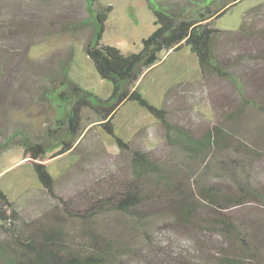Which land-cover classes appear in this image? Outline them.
I'll list each match as a JSON object with an SVG mask.
<instances>
[{
  "label": "rangeland",
  "instance_id": "rangeland-1",
  "mask_svg": "<svg viewBox=\"0 0 264 264\" xmlns=\"http://www.w3.org/2000/svg\"><path fill=\"white\" fill-rule=\"evenodd\" d=\"M159 1L184 6L192 0ZM108 5L112 10L101 42L124 53L137 52L141 39L156 26L147 0L94 4L97 9ZM0 10L12 17L14 31L7 45L16 61L5 93L10 108L0 119V188L23 218L61 227L77 251L99 236L118 253L115 264H256L230 236L185 219L182 205L189 203L201 213L218 210L230 216L240 230L255 236L253 244L264 258V199L245 192L255 188L264 196V0H241L211 22L224 31L215 50L235 82L208 68L201 70L194 54L182 48L157 54L133 85L163 108L170 122L195 136L220 127L224 139L217 146L186 153L176 145L175 134L166 136L156 117L127 101L112 119L115 132L128 142V149H121L99 125V115L92 108L81 109V135L68 153L47 165L55 193L74 198L77 207L83 206V197L125 183L138 186L143 194L130 213L104 210L85 219L64 213L31 165L20 164V159L22 136L43 142L47 154L61 147V124H67L71 105L59 95L66 79L100 98L111 92L112 83L99 76L85 51L93 24L86 1L1 0ZM56 126V134L47 132ZM133 149L151 151L159 172L143 171L136 179ZM210 185L229 199L209 203L200 190Z\"/></svg>",
  "mask_w": 264,
  "mask_h": 264
},
{
  "label": "trees",
  "instance_id": "trees-1",
  "mask_svg": "<svg viewBox=\"0 0 264 264\" xmlns=\"http://www.w3.org/2000/svg\"><path fill=\"white\" fill-rule=\"evenodd\" d=\"M85 1L89 17L93 19L92 34L85 51L99 76L112 83L111 92L106 98H100L66 79V88L59 95H65L71 105L67 124H61L65 126V138L60 140L61 147L47 154L48 149L43 142L31 141L22 136L23 155L20 159V164L31 165L41 186L50 196L57 199L64 213L81 219L104 210L130 213L141 204L143 196L138 186L125 183L120 189L110 188V191L96 197L85 196L81 201L83 206L77 207L74 198H64L55 193V179L48 171L47 165L52 159L68 153L81 135L80 115L83 107L92 108L99 115V120L102 121L99 125L121 149H128V142L115 132L112 119L117 108L127 101L136 102L156 117L165 128L166 136L175 134L176 145L186 153H196L205 147L217 146L218 142L224 139L222 129L217 125L195 136L189 129L170 122L167 112L150 103L133 85L152 65L157 54L182 48H188L194 54L201 70L208 68L218 76L235 82V75L222 64L215 50L216 41L224 31L213 26L211 22L241 0H192L189 2L191 7L186 6L189 3L180 6L168 1L147 0L156 26L149 37L141 39V48L132 53H124L117 46L101 42L112 6L97 9L94 6L95 0ZM11 20L12 17L0 10V99L3 96L0 101V119L8 115L10 106L6 104L5 93L10 91V76L16 63L7 45V37L12 36L14 31L10 26ZM243 27L242 22L239 30ZM260 108L264 111V103ZM57 129L58 126L47 128V132L53 135ZM152 157L149 150H132L131 161L136 179L143 171L153 174L159 172L158 164ZM200 191L209 203L229 199L223 190L212 185L202 187ZM245 192L264 199L261 192L255 188H247ZM182 214L198 227L230 236L237 247L245 251L256 264H264L259 247L253 244L255 236L240 230L227 214L218 210L201 213L189 203L182 205ZM117 254L99 236H92L85 250H73L67 243L61 227L50 225L40 218H23L14 202L0 188V264H115Z\"/></svg>",
  "mask_w": 264,
  "mask_h": 264
},
{
  "label": "crops",
  "instance_id": "crops-1",
  "mask_svg": "<svg viewBox=\"0 0 264 264\" xmlns=\"http://www.w3.org/2000/svg\"><path fill=\"white\" fill-rule=\"evenodd\" d=\"M124 103H125V102H124ZM124 103H123V104H124ZM123 104H122V105H123ZM119 107H120V106H119ZM119 107H118V108H119ZM118 108H117V109H118Z\"/></svg>",
  "mask_w": 264,
  "mask_h": 264
}]
</instances>
